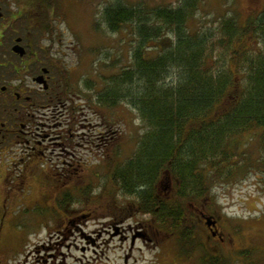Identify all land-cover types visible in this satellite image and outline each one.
Segmentation results:
<instances>
[{"label": "rangeland", "instance_id": "rangeland-1", "mask_svg": "<svg viewBox=\"0 0 264 264\" xmlns=\"http://www.w3.org/2000/svg\"><path fill=\"white\" fill-rule=\"evenodd\" d=\"M118 1L150 11L183 0ZM110 2L116 0H53V5L45 0L3 2L10 18L6 38L16 35L17 29L30 31L37 59L59 71L65 93L81 116L63 145L59 143L65 138H56L58 124L68 127L67 122L74 121L61 114L39 120L51 126L41 125L34 133L19 131L0 142V264H203L202 256L215 254L205 247L204 236L192 237L201 227L197 218L190 244L184 245L190 249L187 255L180 247L181 232L160 226L115 179L114 171L134 155L147 128L127 102L114 107L97 102L105 79L132 64L137 45L134 24L118 31L108 27L103 11ZM197 2L188 20L193 31L217 30L230 16L243 25L264 10V0ZM259 47L251 36L235 46L239 51ZM232 52L219 48L215 58L221 56L220 63L231 69L236 84L230 91L239 94L245 73L232 60ZM258 131L232 138L234 160L239 161L235 164L241 166L238 175L223 178L211 172L208 176L207 199L217 207L230 243L237 246L220 255H240L234 264H246L245 260L264 264V170ZM167 182L160 181V191Z\"/></svg>", "mask_w": 264, "mask_h": 264}, {"label": "trees", "instance_id": "trees-1", "mask_svg": "<svg viewBox=\"0 0 264 264\" xmlns=\"http://www.w3.org/2000/svg\"><path fill=\"white\" fill-rule=\"evenodd\" d=\"M197 6V0L150 11L118 0L106 5L108 27L118 31L134 24L137 45L132 64L105 79L97 94L100 106L127 102L138 111L147 129L134 155L114 171L115 179L160 226L181 232L180 247L187 255L184 245L198 227L190 206L209 197L208 176L231 178L241 172L234 136L260 130L264 170V10L243 25L230 16L217 30L193 31L188 20ZM250 36L259 48H235L236 41L243 45ZM219 48L231 49L232 60L244 69L239 94L230 91L236 84L231 69L220 63L221 56L215 58ZM168 178L174 181L173 195L159 189L158 197L160 181Z\"/></svg>", "mask_w": 264, "mask_h": 264}, {"label": "flooded vegetation", "instance_id": "flooded-vegetation-1", "mask_svg": "<svg viewBox=\"0 0 264 264\" xmlns=\"http://www.w3.org/2000/svg\"><path fill=\"white\" fill-rule=\"evenodd\" d=\"M4 1L7 0H0V142L4 137L19 135L17 133L19 131L34 133L41 125L51 126L46 121L40 122L39 120H48L56 117V114H61L65 115L66 119L74 121L73 123L67 122L68 127L61 126V122L58 124L56 138H65V140L56 143L63 145L67 141V132H70L71 136L74 134L71 132L74 127L77 128L81 114L75 110L72 100L65 93L67 88L63 87L59 71L52 67V63L48 66L44 64L45 61L42 58L37 59L30 31L20 33L19 29L14 30L10 27L16 35L6 38L5 32L8 29L10 18L3 10ZM17 46H22L24 52L16 50ZM43 101L47 103L44 104ZM41 107H46L48 111H40ZM61 107H64L65 111H60ZM26 141L30 140L26 139ZM38 141L41 143V140ZM167 183L169 184L163 186L161 193L166 196L171 193L173 195L174 181L168 178ZM157 195L159 197V193ZM203 201L193 202L190 206V211L201 222L200 229L193 233L192 237L204 236L205 247L215 251L214 255L202 256V263H236L234 260L242 258L240 255H220L222 250L232 253L237 246L235 243H230V233L224 229V222L217 207L207 198ZM245 263L253 264L247 260Z\"/></svg>", "mask_w": 264, "mask_h": 264}, {"label": "water", "instance_id": "water-1", "mask_svg": "<svg viewBox=\"0 0 264 264\" xmlns=\"http://www.w3.org/2000/svg\"><path fill=\"white\" fill-rule=\"evenodd\" d=\"M15 49L20 51L21 53L24 52V49L22 48V46H17V47H15Z\"/></svg>", "mask_w": 264, "mask_h": 264}, {"label": "clouds", "instance_id": "clouds-1", "mask_svg": "<svg viewBox=\"0 0 264 264\" xmlns=\"http://www.w3.org/2000/svg\"><path fill=\"white\" fill-rule=\"evenodd\" d=\"M136 123H137V124H139V123H140V120H139V119H137V120H136Z\"/></svg>", "mask_w": 264, "mask_h": 264}, {"label": "bare ground", "instance_id": "bare-ground-1", "mask_svg": "<svg viewBox=\"0 0 264 264\" xmlns=\"http://www.w3.org/2000/svg\"><path fill=\"white\" fill-rule=\"evenodd\" d=\"M147 213V212H146Z\"/></svg>", "mask_w": 264, "mask_h": 264}]
</instances>
